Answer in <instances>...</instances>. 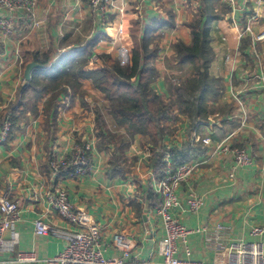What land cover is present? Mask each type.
I'll return each instance as SVG.
<instances>
[{
	"label": "crops",
	"instance_id": "obj_1",
	"mask_svg": "<svg viewBox=\"0 0 264 264\" xmlns=\"http://www.w3.org/2000/svg\"><path fill=\"white\" fill-rule=\"evenodd\" d=\"M202 9V0H107V18L100 22L92 15L88 0H39L35 11L38 27L21 20L15 23L12 36L5 38L0 33V117L5 111L12 117L8 138L0 143V191H8L20 210L19 220L4 234L0 264H21L14 262L21 252L32 253L37 259L51 257L80 228L49 207L46 193L56 189L66 190L72 204L86 210L99 224L106 257H120L121 251L112 239L117 233H125L132 241L133 257L149 264L161 261L158 243L165 230L156 207L161 202L158 185L162 177L150 165L152 155L144 152L153 143L141 134L130 136L117 124L107 112V97L90 79H79L77 90L67 87L58 95L55 108L48 107L52 92L36 99L32 94L25 96L30 92L32 77L25 79L23 66L29 55L50 50L61 54L83 46L97 32L110 40L97 44L92 58L102 53L119 58V51H126V36L134 21L140 20L144 27L139 39L146 26L167 22V26L150 31L149 47H158L153 64L159 76L152 87L168 101L170 83L178 81V77L168 80L169 63L176 61L174 46L178 41L191 42L189 25L201 16ZM214 10L219 17L210 29L215 54L210 73L222 79L223 94L213 103L211 118L199 119L193 126L174 108L166 123L171 133L155 149L169 154L172 148L190 145L195 150L190 161L196 166L189 181L177 191L175 211L181 223L194 232L186 243L178 242V257L226 264L230 242L264 243V233H252L255 227H264V80L260 78L264 77V40L253 42L250 35L238 38L253 16V28L264 29V0H218ZM227 25L233 29V46L223 35ZM227 55L232 59L226 60ZM38 80L34 78V82ZM96 110L102 114L106 128L99 130ZM106 131L116 142H124L118 161L114 142L105 141ZM205 137L215 143L230 137L231 145L249 151L251 163L237 167L232 155H214L202 142ZM89 140L93 149L88 173L68 176L66 168L56 174L50 170L49 160L54 155L67 156L75 144ZM166 165V172L173 167L171 163ZM191 194L203 201L196 212L188 209ZM36 219L50 227L48 234L35 233ZM218 225L223 229L217 231Z\"/></svg>",
	"mask_w": 264,
	"mask_h": 264
},
{
	"label": "trees",
	"instance_id": "obj_2",
	"mask_svg": "<svg viewBox=\"0 0 264 264\" xmlns=\"http://www.w3.org/2000/svg\"><path fill=\"white\" fill-rule=\"evenodd\" d=\"M218 0H202L201 16L190 23L191 42L189 44L178 41L174 48V59L181 67H190V72L178 77V81L170 83L171 98L165 101L152 87V82L159 76L153 64L158 47L150 48L152 38L150 31L167 26V22H154L145 27L141 35L140 20L133 22V27L126 36L125 49L128 60L121 62L118 57L109 53H102L98 59H92L95 46L107 42L109 37L102 32L86 42L83 46L66 50L47 51L45 54L29 55L24 62V68L30 62L42 65L32 71L29 93L34 99L45 92H52L49 108L56 106L57 97L66 92L67 87L77 90L80 87L79 79H90L94 86L108 99L107 112L112 115L117 124L124 126L130 136L141 134L147 136L154 149L150 165L159 178L165 175L167 163L164 160L165 152L157 151L155 147L171 130L166 123L173 116V109L180 113L193 126L199 120L211 118L214 110L213 103L219 100L224 91L222 79L210 73V67L215 59L213 48L210 45V29L219 15L214 10ZM58 59L54 62L55 57ZM42 77L43 80L34 82ZM26 102L29 101L28 97ZM47 107V108H48ZM12 117L5 111L1 119ZM96 120L99 130L106 128L102 114L96 110ZM1 122V120H0ZM105 141H112L115 145V161L121 159L124 142L115 141L114 135L106 131ZM195 150L190 145H183L180 149L168 150L171 164L174 168L191 162Z\"/></svg>",
	"mask_w": 264,
	"mask_h": 264
},
{
	"label": "built area",
	"instance_id": "obj_3",
	"mask_svg": "<svg viewBox=\"0 0 264 264\" xmlns=\"http://www.w3.org/2000/svg\"><path fill=\"white\" fill-rule=\"evenodd\" d=\"M38 2L39 0H0V33L3 37L12 36L15 23L21 20L32 23L33 28L38 27L39 22L35 19ZM88 5L91 13H95L101 22L106 20L107 0H88ZM254 21L255 16L248 20V24L238 33L239 39L250 35L253 42L264 40V29L256 31L253 28ZM231 59L232 56L227 55V60ZM260 78L264 80V77ZM234 97L242 105L236 93ZM11 127L12 122L9 117L0 122V143L7 140ZM229 138L215 143L209 137H205L202 142L211 147L214 155H232L237 167L249 165L251 163L249 151L231 145ZM92 149L93 141L89 140L75 144L67 156L54 155L50 160L51 171L56 174L61 168H66L68 176L88 173L92 168L89 156ZM165 160L168 165L171 163L168 154L165 155ZM195 166L194 162H187L176 168L172 167L159 181L158 191L161 202L156 207V213L161 218L165 235L158 243V254L161 257L158 264H206L202 261L181 259L177 255L178 242L186 243L188 236L194 232L183 225L176 215L175 211L179 204L177 191L183 182L189 181ZM46 197L50 208L65 221L80 228L72 235L65 247L55 255L37 259L32 253L21 252L18 253L14 262L21 264L30 262H39L40 264H149L132 256L133 244L125 233H117L113 235L112 239L114 246L121 251L120 257H106L100 241V226L93 217L84 209L76 208L64 189L49 190ZM202 204L201 197L193 194L187 201L188 209L192 212L198 211ZM19 213V205L10 199L9 192L0 191V249L5 243V232L19 220ZM222 229L221 225L216 227L217 231ZM34 230L37 235H46L50 232V227L41 219H36ZM252 233L254 235L263 234L264 227H255ZM186 254L190 255L188 248ZM226 264H264V243L240 240L230 242Z\"/></svg>",
	"mask_w": 264,
	"mask_h": 264
},
{
	"label": "rangeland",
	"instance_id": "obj_4",
	"mask_svg": "<svg viewBox=\"0 0 264 264\" xmlns=\"http://www.w3.org/2000/svg\"><path fill=\"white\" fill-rule=\"evenodd\" d=\"M39 3V2H38ZM37 9V8H36ZM93 16H96L95 13H92ZM101 22V21H100ZM30 23V22H29ZM223 23L225 24L226 22L223 21ZM30 26L32 27V23H30ZM223 35L226 36L228 39H229V43L231 46H233V36H234V33H233V29L231 27H229L227 25V27L223 30ZM117 53H118V50H116ZM119 59L121 60V62H126L128 60V54L125 50H120L119 51ZM93 59V58H92ZM98 58H95V60H97ZM226 60H227V57H226ZM174 61V60H173ZM171 61L169 63V69H170V76L168 78V80H170L172 77L173 78H176V77H182V76H185L186 74L189 73V67L187 68V66L185 67H181L177 64L176 61ZM169 101V100H168ZM1 121H3L2 119H0ZM148 150H144V152L146 153H149L152 155V150L154 149V146L153 147H147ZM166 155V154H165ZM169 155V154H168ZM170 157V155H169ZM51 160V159H50ZM50 160H49V167H50ZM165 160V158H164ZM166 161V160H165ZM167 162V161H166ZM174 168V167H173ZM51 170V169H50ZM57 190V189H56ZM47 194V193H46ZM47 198V197H46ZM48 203V201H47ZM86 211V210H85ZM90 214V213H89ZM91 215V214H90ZM96 222V221H95ZM97 223V222H96ZM98 224V223H97Z\"/></svg>",
	"mask_w": 264,
	"mask_h": 264
},
{
	"label": "water",
	"instance_id": "obj_5",
	"mask_svg": "<svg viewBox=\"0 0 264 264\" xmlns=\"http://www.w3.org/2000/svg\"><path fill=\"white\" fill-rule=\"evenodd\" d=\"M35 68H42L41 64H38L36 62H30L29 64L26 65L25 70H24V76L27 81L30 80L31 78V72Z\"/></svg>",
	"mask_w": 264,
	"mask_h": 264
}]
</instances>
